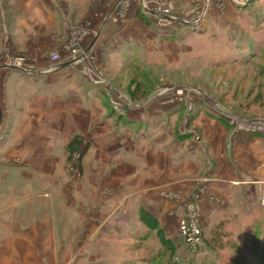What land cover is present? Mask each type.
I'll return each mask as SVG.
<instances>
[{"label":"rangeland","instance_id":"1","mask_svg":"<svg viewBox=\"0 0 264 264\" xmlns=\"http://www.w3.org/2000/svg\"><path fill=\"white\" fill-rule=\"evenodd\" d=\"M164 1L171 6L170 22L159 25L153 13L158 2ZM147 2L152 14L145 16L139 8V21L129 29L123 27L124 38L114 40L122 45L110 50L108 78L117 92L132 101L163 92L160 109L188 131L191 124L199 128L203 116L227 120L232 134L247 132L245 126L251 121H264V0ZM137 7V2L119 6L123 17L116 20L110 19L112 13L102 14L113 24L126 25L128 11ZM125 34L131 35L128 41H144L148 46H127ZM11 49L0 47V64L12 63L33 75L14 69L2 74L0 69V106L4 107L0 122V264H264V206L260 201L264 193L227 207L203 196L204 190L195 192L185 199L188 203L177 205V223L161 224L159 218L151 220L143 210L139 213L138 195L125 199L124 191L102 185L106 175L91 176L97 161L93 160L94 144L82 136L80 151L69 159L67 142L51 145L40 137L23 141L7 133L12 123L8 114L25 110L18 100L25 101L28 88L40 86L34 82L36 68L23 64ZM54 54L60 60L56 51L50 59ZM9 55L11 63L3 62ZM104 96L116 117L127 113L115 103L119 99ZM36 113L38 131L44 114ZM188 131L179 130L185 135ZM200 132L191 133L195 140L201 139ZM205 178L197 177V186L198 179ZM152 193L157 192H144V197L149 199ZM167 199L173 201L174 196L169 194ZM207 199L211 204L204 206ZM143 204L154 207L152 200ZM189 209L204 232L203 240L225 220L231 232L229 243L217 253L209 251L204 242L200 247L189 246L179 231V221ZM78 212L83 215L80 222H76Z\"/></svg>","mask_w":264,"mask_h":264},{"label":"crops","instance_id":"2","mask_svg":"<svg viewBox=\"0 0 264 264\" xmlns=\"http://www.w3.org/2000/svg\"><path fill=\"white\" fill-rule=\"evenodd\" d=\"M116 1L0 0V47L9 46L18 60L36 68L38 78L34 82L40 85L38 89H27L29 96L23 97L26 102L18 100L25 110L8 114L12 123L7 133L23 141L40 137L51 145L82 136L94 144L93 160L97 161L92 162L91 176L106 175L102 185L124 191L125 199L138 195L139 213L143 210L146 217L159 218L161 224L177 223V205L188 203L185 199L195 192L204 190L203 196L227 207L245 204L251 196L264 193V168H261L264 134L244 131L232 134L229 122L217 118L216 111V117L203 116L199 128L191 124L188 131L178 119L167 118V111L160 109L159 96L163 92L134 101L117 92L119 89L108 78L110 50L122 45L114 41L116 36L124 38L123 27L129 29L139 21L140 11L138 7L129 10L126 25L113 24L108 16L113 13ZM103 12L108 14L107 19ZM125 35L127 41L123 43L127 46L142 49L148 46L144 41H128L130 34ZM54 51L60 55L58 64L50 59ZM9 59L10 55L3 62L11 63ZM61 64L66 67L59 68ZM5 65L14 64L1 63L2 74L13 71ZM51 67L52 71L44 73ZM21 68L22 71L14 70L33 75ZM104 94L119 99V105L127 113L116 117L110 111L111 101L112 106L109 101L105 103ZM1 106L4 112L2 103ZM36 112L44 114L38 131ZM16 124L21 125L17 130ZM181 128L190 134L179 132ZM199 129L201 139L195 140L192 134ZM197 177L208 178L201 180V186L198 179L197 186ZM149 191L157 193L147 199L144 192ZM169 194L174 196L173 201L167 199ZM147 200H152L154 209L143 204ZM208 203L211 204L207 199L204 206H209ZM78 213L76 222L83 218Z\"/></svg>","mask_w":264,"mask_h":264},{"label":"built area","instance_id":"3","mask_svg":"<svg viewBox=\"0 0 264 264\" xmlns=\"http://www.w3.org/2000/svg\"><path fill=\"white\" fill-rule=\"evenodd\" d=\"M132 2H137L138 8L142 9V14L147 16L148 14H152L151 9L148 5L147 0H121L117 4V10L113 11L110 19L116 20L118 17L122 18V13L118 11L119 6H125L130 5ZM123 12V11H122ZM171 12V6L167 1H164L163 4H157L156 6V12L153 13V15L156 18V21L159 22V25H165L170 22V14ZM52 61L54 63H57L59 61L58 55L54 54L52 55ZM54 69L53 67L44 70V73H48ZM117 105H119V102H115ZM120 106V105H119ZM246 123V122H244ZM245 130L248 133L251 134H259L264 133V121H251L247 123V126H245ZM262 168H264V163L262 164ZM262 206H264V194L260 198ZM193 209V208H192ZM189 209L185 211L184 216L179 221V231L181 233V236L184 238V240L187 242L189 246L193 247H200L204 240H203V230L199 226L198 220L196 219L195 214L193 213V210Z\"/></svg>","mask_w":264,"mask_h":264},{"label":"trees","instance_id":"4","mask_svg":"<svg viewBox=\"0 0 264 264\" xmlns=\"http://www.w3.org/2000/svg\"><path fill=\"white\" fill-rule=\"evenodd\" d=\"M136 87H137V85H136ZM131 94L134 95V92H131ZM135 98L139 99L142 97L139 96V97H135ZM82 144H83V139L80 135L74 136L67 143L66 149H67L68 154H69V159H71L70 157H72L74 152L80 151ZM87 148H88V146L85 147V150L82 151V154L85 153ZM227 225H228V223L225 220H223V221H220L216 226H214L210 230L209 237H207L204 240V243L206 244V247L208 248L209 251L217 253L221 249H223L226 242L229 243L230 240L229 241H227V240L229 239L228 237L231 236V232H229L226 229ZM203 238H204V236H203Z\"/></svg>","mask_w":264,"mask_h":264},{"label":"water","instance_id":"5","mask_svg":"<svg viewBox=\"0 0 264 264\" xmlns=\"http://www.w3.org/2000/svg\"><path fill=\"white\" fill-rule=\"evenodd\" d=\"M71 63H68L66 65H70ZM66 65H59V68H64L66 67ZM6 67H10V68H13V69H16V70H19V71H22L23 69L19 66H16V65H5ZM1 119H2V110H1V106H0V122H1Z\"/></svg>","mask_w":264,"mask_h":264}]
</instances>
